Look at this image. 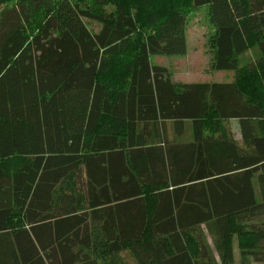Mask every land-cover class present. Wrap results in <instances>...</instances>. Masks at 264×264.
Wrapping results in <instances>:
<instances>
[{
    "label": "trees",
    "instance_id": "trees-1",
    "mask_svg": "<svg viewBox=\"0 0 264 264\" xmlns=\"http://www.w3.org/2000/svg\"><path fill=\"white\" fill-rule=\"evenodd\" d=\"M203 5L233 80L172 82ZM121 254L264 264V0H0V264Z\"/></svg>",
    "mask_w": 264,
    "mask_h": 264
},
{
    "label": "rangeland",
    "instance_id": "rangeland-1",
    "mask_svg": "<svg viewBox=\"0 0 264 264\" xmlns=\"http://www.w3.org/2000/svg\"><path fill=\"white\" fill-rule=\"evenodd\" d=\"M88 31H95L98 25L95 22L82 20ZM212 26L208 21L206 6H199L187 15L184 30L185 52L178 56H151L152 65L164 67L175 83H229L233 80V72L211 71L209 68V56L207 39L212 34ZM254 51H248L240 58V63L254 58ZM230 129L232 126L230 124ZM232 132V131H231ZM234 133V130L232 132ZM207 243L211 246L210 239L205 236ZM233 259L238 261V252L234 245ZM120 264H133L126 254L118 257Z\"/></svg>",
    "mask_w": 264,
    "mask_h": 264
},
{
    "label": "crops",
    "instance_id": "crops-1",
    "mask_svg": "<svg viewBox=\"0 0 264 264\" xmlns=\"http://www.w3.org/2000/svg\"><path fill=\"white\" fill-rule=\"evenodd\" d=\"M230 124L232 126L231 131L233 132V130H234V133H235V134H233V133L232 134H233L234 138L237 140L239 138V135H238V131H237L236 122L234 120H232V121H230Z\"/></svg>",
    "mask_w": 264,
    "mask_h": 264
}]
</instances>
